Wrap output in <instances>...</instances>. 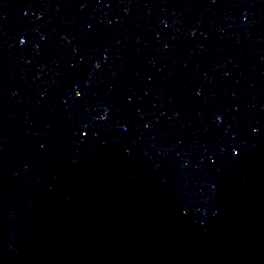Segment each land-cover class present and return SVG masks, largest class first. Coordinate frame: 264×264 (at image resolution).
<instances>
[{
    "label": "water",
    "instance_id": "95a60500",
    "mask_svg": "<svg viewBox=\"0 0 264 264\" xmlns=\"http://www.w3.org/2000/svg\"><path fill=\"white\" fill-rule=\"evenodd\" d=\"M0 264H264V0H0Z\"/></svg>",
    "mask_w": 264,
    "mask_h": 264
},
{
    "label": "snow or ice",
    "instance_id": "6c2138e0",
    "mask_svg": "<svg viewBox=\"0 0 264 264\" xmlns=\"http://www.w3.org/2000/svg\"><path fill=\"white\" fill-rule=\"evenodd\" d=\"M21 43H25V41H21ZM77 95H79V93H77Z\"/></svg>",
    "mask_w": 264,
    "mask_h": 264
}]
</instances>
